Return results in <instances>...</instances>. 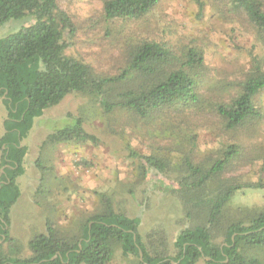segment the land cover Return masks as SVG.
<instances>
[{
	"label": "trees",
	"instance_id": "trees-1",
	"mask_svg": "<svg viewBox=\"0 0 264 264\" xmlns=\"http://www.w3.org/2000/svg\"><path fill=\"white\" fill-rule=\"evenodd\" d=\"M161 1L104 0V11L108 19L138 20ZM196 1L202 13L204 1ZM222 1L233 13L248 18L264 44V0ZM25 19L30 20L28 26L0 38V97L7 109L5 133L0 136V240L6 236L5 242L12 243L4 249L0 242V264H109L117 248L125 255H136L139 264H199L200 260L207 264H264L251 260L246 252L264 248V210L247 209L242 212L244 218L232 221L227 217L237 192L263 186L261 182L223 180L243 160L238 143L223 146L201 162L186 159L177 194L191 224L177 236L175 256L166 247L151 252L140 232L141 218L117 212L107 194L101 195L102 210L80 219L70 233L60 232L48 218L47 232L36 234L29 242L32 256H17L21 245L10 236L9 227L11 209L21 196L17 178L25 173L28 147L23 140L46 109L72 93L88 97L107 115L126 111L142 119L184 117L210 106L226 130H236L262 116L255 98L264 89V61L256 58L229 99L208 102L203 51L190 46L175 50L148 40L131 49L128 63L117 74H100L90 64L66 54L65 32H73V25L58 0H0V25ZM85 121L84 115L72 116L47 136L43 149L71 141L97 144V136L86 130ZM137 157L143 177L150 168L161 173L167 169L156 155ZM41 160L36 165L44 175L48 167ZM219 233L224 237L222 243L216 241Z\"/></svg>",
	"mask_w": 264,
	"mask_h": 264
},
{
	"label": "rangeland",
	"instance_id": "rangeland-1",
	"mask_svg": "<svg viewBox=\"0 0 264 264\" xmlns=\"http://www.w3.org/2000/svg\"><path fill=\"white\" fill-rule=\"evenodd\" d=\"M202 1V13L196 0H162L143 18L123 21L106 17L104 0H58L73 25V32H65V52L100 74L115 75L128 63L131 49L142 41L164 43L175 50L196 47L205 57L208 102L227 100L254 60L264 61V44L244 14L233 13L222 0ZM29 23L25 19L0 25V38ZM255 100L262 116L239 129L226 130L210 106L184 117L142 119L126 111L107 115L88 97L67 95L36 118L23 140L28 147L25 173L17 178L21 196L11 209L9 227L10 236L21 245L17 256H32L29 242L36 234L47 232L48 218L60 232L70 233L80 219L101 211L102 194L112 198L117 212L141 218L140 232L151 252L166 247L175 256L174 242L191 224L177 194L179 178L186 172L185 161L190 157L201 162L230 143L241 146L243 160L223 175V180L261 182L263 186L237 192L227 217L232 221L244 218L242 212L247 209L264 210V89ZM79 115L86 118L85 128L97 136V144L71 141L43 149L49 134ZM6 118L7 109L0 97V136L5 133ZM138 154L162 158L166 171L150 168L143 177ZM1 155L0 151V159ZM40 158L48 167L44 175L36 165ZM2 170L0 167V175ZM223 238L219 233L216 241L222 243ZM5 239L0 242L9 249L12 243ZM246 252L251 260L264 263V248ZM109 264H139V260L117 248ZM199 264L207 263L200 260Z\"/></svg>",
	"mask_w": 264,
	"mask_h": 264
},
{
	"label": "water",
	"instance_id": "water-1",
	"mask_svg": "<svg viewBox=\"0 0 264 264\" xmlns=\"http://www.w3.org/2000/svg\"><path fill=\"white\" fill-rule=\"evenodd\" d=\"M6 238V236H3V239H5ZM140 254H141V257L143 256V253H142V251H140ZM55 258V257H54Z\"/></svg>",
	"mask_w": 264,
	"mask_h": 264
}]
</instances>
